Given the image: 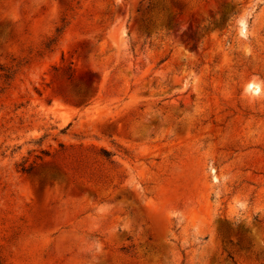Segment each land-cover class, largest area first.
<instances>
[{"label": "rangeland", "instance_id": "1", "mask_svg": "<svg viewBox=\"0 0 264 264\" xmlns=\"http://www.w3.org/2000/svg\"><path fill=\"white\" fill-rule=\"evenodd\" d=\"M0 262L264 264V0H0Z\"/></svg>", "mask_w": 264, "mask_h": 264}, {"label": "clouds", "instance_id": "2", "mask_svg": "<svg viewBox=\"0 0 264 264\" xmlns=\"http://www.w3.org/2000/svg\"><path fill=\"white\" fill-rule=\"evenodd\" d=\"M253 90L256 94H259L261 91L260 85L258 83H252L249 85V88L246 91Z\"/></svg>", "mask_w": 264, "mask_h": 264}, {"label": "trees", "instance_id": "3", "mask_svg": "<svg viewBox=\"0 0 264 264\" xmlns=\"http://www.w3.org/2000/svg\"><path fill=\"white\" fill-rule=\"evenodd\" d=\"M0 264H1V262H0Z\"/></svg>", "mask_w": 264, "mask_h": 264}]
</instances>
